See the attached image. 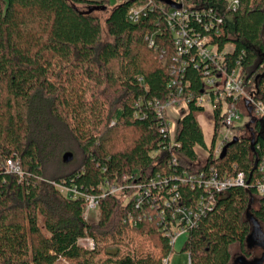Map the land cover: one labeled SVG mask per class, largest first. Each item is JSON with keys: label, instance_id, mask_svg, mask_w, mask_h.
<instances>
[{"label": "trees", "instance_id": "16d2710c", "mask_svg": "<svg viewBox=\"0 0 264 264\" xmlns=\"http://www.w3.org/2000/svg\"><path fill=\"white\" fill-rule=\"evenodd\" d=\"M120 1L108 11V0H0V264H54L60 258L71 264H163L174 250L156 208L166 190L153 187L140 207L133 198L125 203L107 194L97 221L83 217L85 196L99 194L105 177L122 179L127 173L147 183L158 173L170 181L167 188L177 185L182 201L192 204L205 190L180 181L184 167L189 172L215 167L222 177L243 172L248 183L217 194L214 207L190 230L184 248L191 264H236L239 256L246 264L255 258L264 264V246L248 244L252 218L262 230L264 223L255 168L264 158V116L253 115L250 126L251 120L237 127L239 139L226 155H214L221 104L215 106L209 150L198 118L205 111L198 103L206 91L205 69L189 61L181 73L189 55H178L174 46L166 22L172 5ZM140 3H149L148 13L132 22L128 11ZM183 3L217 12L221 7L232 16V26L225 19L220 33L194 17L190 24L220 49L233 45L229 67L242 65L248 89L264 103V0H238L235 7L227 0ZM169 95L188 99L189 107L178 121L174 146L156 112L157 101ZM198 147L209 151L204 161ZM71 150L80 153V162H63V153ZM10 158L20 159L21 178L6 171ZM58 184L76 185L84 195L72 198ZM86 236L94 247L79 242ZM255 248L260 255L252 256Z\"/></svg>", "mask_w": 264, "mask_h": 264}, {"label": "built area", "instance_id": "2783aa9c", "mask_svg": "<svg viewBox=\"0 0 264 264\" xmlns=\"http://www.w3.org/2000/svg\"><path fill=\"white\" fill-rule=\"evenodd\" d=\"M110 1V0H108ZM177 3H182L180 7H173L166 10V22L168 28L172 32L174 46L177 48L178 55H189V60H184L181 63L180 71L183 74L185 65L189 61L196 63V66H203L205 69L203 75V83L206 91L198 97V103L207 107V103L211 104V124L215 125V106L221 104V128L218 138L213 148L214 155H220L224 142L232 140L237 136V127L243 126L252 118L264 116V103L255 97V89H248L246 75L242 69V65L238 62L234 67L228 65V55L231 54L234 48H227V45L220 49L218 43H213L210 36L201 35L200 32L194 30L191 26V20L194 17L197 21L203 22L206 28H214L216 33L221 31V22L228 19L224 15L223 9L219 7L218 12L214 7L204 8L199 10L187 5H184L183 0H174ZM228 6L235 7L238 0H227ZM149 3H140L134 5L128 11V18L132 22L140 21L148 13ZM164 9L163 6H161ZM217 15H214V13ZM215 19H218L216 21ZM151 45H154V40L151 39ZM176 83V82H175ZM183 92V87L178 88V94ZM251 109V112L249 111ZM245 110V112H244ZM189 111L188 99L177 100L174 95H169L164 102L156 103V112L165 120V125L162 131H166L170 137L171 146L177 144V128L178 121ZM242 112V113H241ZM242 114L244 115L242 119ZM254 115V116H253ZM242 119V121H239ZM220 135L222 139L219 140ZM208 146L209 150L212 146ZM207 156L209 151H206ZM179 155L176 153L173 156V162L178 163ZM5 169L9 173L17 174L20 178L23 176V168L19 158L7 159ZM259 175L256 181L257 192L264 195V158L257 165ZM136 175V174H135ZM130 179H134L133 181ZM183 183H190L191 187L198 185L203 187L205 193L200 195L192 204H187L181 199V194L177 185L173 184L167 188L170 181L161 174H156L150 182L139 183L134 174H123L122 179L115 177L113 180L105 177L99 184V194L87 195L86 206L83 211L84 219L88 220L92 211L100 207V201L107 194L118 196L123 202L128 203L130 199H134L137 206L143 205V194L150 193L153 187H158L160 191L166 190L167 193H160L159 198L163 199V204H157L159 214L163 223V230L170 239V244L175 246L177 238L189 233L195 227L201 216L207 210L214 207L216 195L226 191L230 186L243 185L248 186L243 172L237 175L224 174L220 176L215 167H211L209 172L198 170L189 172L184 167L183 176L179 177ZM61 192L69 195L72 198L83 196L84 194L76 185H60ZM129 222L133 225L137 220L133 215H129ZM88 240L85 246L88 248L94 247V241L91 237L86 236L80 238L79 242L84 243ZM87 242V241H85ZM170 256L163 259V264H170ZM191 264V258L189 259Z\"/></svg>", "mask_w": 264, "mask_h": 264}, {"label": "rangeland", "instance_id": "374dc122", "mask_svg": "<svg viewBox=\"0 0 264 264\" xmlns=\"http://www.w3.org/2000/svg\"><path fill=\"white\" fill-rule=\"evenodd\" d=\"M121 3L120 0H110L109 1V9L108 11H110L115 5ZM81 8H84L85 9V5H80ZM99 13V11L97 12ZM102 19L104 20V13L101 14ZM101 20L103 22V36L104 38H107L108 35H107V31H106V24L105 22ZM230 23V25L232 26L233 24V18L232 16H228V19H227ZM233 45L231 44H228L227 45V48H232ZM211 109H212V106L211 104L207 103V107H206V110L203 112V113H200L198 118L200 119V121L202 122V125H203V129L206 133V138H207V141L210 142L211 139H212V134H211V130L212 128L209 127L211 126L210 123H211ZM245 112V110H244ZM242 113V112H241ZM244 115L242 114V119H243ZM242 119H240L239 121H242ZM222 139V136L220 135L219 137V140ZM210 145V143L208 144V146ZM197 151L199 152V160L200 161H204L205 158L207 157V153L204 149H201V148H197ZM71 152H73V161L74 162H80V153L77 151H73L71 150ZM98 217H99V208L97 210H94L92 211L90 217L88 220H92V221H97L98 220ZM262 226H263V231H264V223H262ZM189 237V233H184L182 235H180L177 240H176V243H175V246H174V250H173V253L170 255V264H189V259H190V254L189 252L184 248L185 246V242L187 241ZM87 241V242H85ZM84 241V245L88 244V240H85ZM237 251H239L238 247L236 246L234 248V253H238ZM262 252V250L260 248H255L253 251H252V256H255V255H260ZM59 264H71L70 262H68L67 260L65 259H61V263L59 262Z\"/></svg>", "mask_w": 264, "mask_h": 264}, {"label": "water", "instance_id": "95a60500", "mask_svg": "<svg viewBox=\"0 0 264 264\" xmlns=\"http://www.w3.org/2000/svg\"><path fill=\"white\" fill-rule=\"evenodd\" d=\"M169 2V4H171L173 7H180L181 4L177 3L173 0H167ZM107 5H103L101 6L103 10H106L108 7H106ZM99 8V6L97 7ZM95 8H91L90 11H92ZM249 111L251 112V109L249 108ZM255 121L253 118L252 120L248 123V126H250V123ZM239 138L237 136H235L232 140H230L227 144L224 145L223 150L221 152L220 157H223L226 155L227 153V149L229 147V145L234 142L237 141ZM73 159V152L71 151H67L65 153H63V162H70ZM257 166V162L255 163V168ZM253 221V230L252 232L249 234L248 236V244L250 247L254 246V245H260V246H264V233L263 230L261 229V227L259 226L260 224L258 223V221L255 218H252ZM238 262H242V264H246L248 263L247 259L245 256H239L236 259V264ZM263 262V258H255L253 259L250 263L251 264H262Z\"/></svg>", "mask_w": 264, "mask_h": 264}, {"label": "crops", "instance_id": "0c3cea01", "mask_svg": "<svg viewBox=\"0 0 264 264\" xmlns=\"http://www.w3.org/2000/svg\"><path fill=\"white\" fill-rule=\"evenodd\" d=\"M199 122H200V124H201V126H202V128H203V125H202V122L200 121V119H199ZM210 125L211 126H209V127H211L212 128V130H211V134H212V137H213V133H214V126L210 123ZM204 130V129H203ZM204 135H205V140H206V143H207V145L210 143L211 144V141L210 142H208L207 141V138H206V133H205V131H204ZM212 140V139H211ZM61 259H63V258H60V259H58L56 262H54V264H58L59 262L61 263Z\"/></svg>", "mask_w": 264, "mask_h": 264}]
</instances>
